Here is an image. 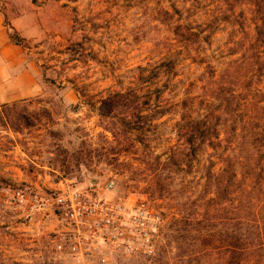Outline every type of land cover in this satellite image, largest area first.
Listing matches in <instances>:
<instances>
[{"label": "rangeland", "instance_id": "1", "mask_svg": "<svg viewBox=\"0 0 264 264\" xmlns=\"http://www.w3.org/2000/svg\"><path fill=\"white\" fill-rule=\"evenodd\" d=\"M17 2L55 10L58 35L42 49L44 95L0 105V264H264V45L258 56L251 40L264 0ZM216 11L225 30L201 44ZM132 91L158 102L141 120L117 96ZM61 181L160 211L156 256L77 263L8 204Z\"/></svg>", "mask_w": 264, "mask_h": 264}, {"label": "built area", "instance_id": "2", "mask_svg": "<svg viewBox=\"0 0 264 264\" xmlns=\"http://www.w3.org/2000/svg\"><path fill=\"white\" fill-rule=\"evenodd\" d=\"M8 204L29 222L50 215L55 248L77 263L94 255L106 263L112 255L152 259L166 226L161 212L144 203L131 208L108 202L63 181L43 195L18 189Z\"/></svg>", "mask_w": 264, "mask_h": 264}, {"label": "crops", "instance_id": "3", "mask_svg": "<svg viewBox=\"0 0 264 264\" xmlns=\"http://www.w3.org/2000/svg\"><path fill=\"white\" fill-rule=\"evenodd\" d=\"M9 4L7 12H3L0 4V105L2 106L44 95L45 83L41 58L48 57L42 54V49L51 46V41H56L58 35L56 27L58 14L55 10L52 11V8L42 9L30 2L23 7L17 0H12ZM5 18L8 19L12 32L20 39L19 43L11 39ZM26 181L27 179L23 178V182ZM31 222H35V226L46 228L50 235L52 227L50 215Z\"/></svg>", "mask_w": 264, "mask_h": 264}, {"label": "trees", "instance_id": "4", "mask_svg": "<svg viewBox=\"0 0 264 264\" xmlns=\"http://www.w3.org/2000/svg\"><path fill=\"white\" fill-rule=\"evenodd\" d=\"M173 9H175V8H173ZM179 13H181V12H179ZM166 14L172 16L170 12H166ZM225 15L226 14L224 12L216 11L213 15H211L209 17V24H204V28H200L199 31L192 29L193 31L197 32L196 34H193V36H196L199 40H201V44L208 41V40L211 42L215 38L217 32H223L225 30V29L224 30L219 29V26H216L214 23V22L217 23V21H222L223 20L222 17H224ZM259 15H260L259 16V18H260L259 23H261V25L256 26V28H255L256 36H255V38H253L251 40L254 41L255 44H257V49H256L257 55L262 56V53L260 52L261 46L258 47V45H264V12H261V14H259ZM227 17H225V19H227ZM181 29H182L181 26H177L175 28V30L173 31V33L178 38V41H179V43H181V46H183L185 49L190 48V42H180L181 41L180 40V30ZM8 30H9V34L11 36V39L15 43H19L20 41L15 39V37L13 36L12 29L10 26H8ZM205 34H206V36H205ZM243 35H245L247 37L249 35L248 31H243ZM229 44H227V46ZM211 45L212 44H209L208 47H211ZM225 47H226V45H225ZM212 52L215 53V55H218L220 53V50H217L216 52H214V51H212ZM206 54H207L206 50H203L202 52H198V56L200 58H208V56ZM187 58H192V57L189 56ZM218 58H220V57H218ZM262 58H264V57H262ZM172 67H174V68L176 67L175 62H172ZM154 79H156V78H154ZM155 81L156 80H153V79L149 80V82H155ZM117 96L121 99L122 102H125V101L130 102V104L132 105V106H130V110L132 111L131 117L134 118L136 116V119H138V120H141L143 117V116H141V113L143 112L142 109H143L144 105H148L152 101H153L154 105L158 103L157 100H148L147 101L137 91H132L131 93H120ZM162 113L160 114L161 116H163ZM192 124H194L196 126V128H194L193 131H191V132H190V130H192V129L189 128L185 132V136H187V138H188L187 144L190 147L195 145V140L197 138V134L199 133V130H198L199 126H197L195 124V120L192 121ZM178 126H179V124H178ZM179 136H180V133H179Z\"/></svg>", "mask_w": 264, "mask_h": 264}]
</instances>
